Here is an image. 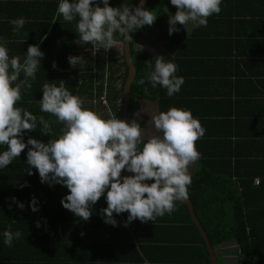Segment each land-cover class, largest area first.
<instances>
[{
    "label": "trees",
    "instance_id": "16d2710c",
    "mask_svg": "<svg viewBox=\"0 0 264 264\" xmlns=\"http://www.w3.org/2000/svg\"><path fill=\"white\" fill-rule=\"evenodd\" d=\"M36 1H34L36 3L24 4L23 0H16L15 3L9 4L8 22L4 23L5 26L11 27L8 30L9 33L16 36L15 44L22 48L19 50L20 55H26L29 45H38L44 53L37 72L46 73V79L32 82L33 85L37 84L36 91L31 88L28 94H23L24 99L20 102V107H25L37 118L43 114L46 115L45 119L51 123L53 131L50 135H44L40 132L42 126L37 123L36 130L25 131L23 141L27 143L28 138L31 137L47 143L50 139L57 138L62 127L52 121L55 120L54 116L48 117L47 113L40 111L38 101L41 97L40 91L37 92L39 82L49 81L59 86L60 81H64L65 87L73 95L88 97L93 101H96L94 97H97L96 102L102 118H110V111L119 110L122 115L123 92L129 72L124 55L120 60L99 57L94 67H72L68 57L75 56V44L79 42V34L74 31L76 21L68 23L62 16H58L53 25L59 0ZM111 1L113 0H109V3ZM113 2V7L117 8L124 3H128L130 7H136L140 0ZM38 7V13L41 14L34 17L31 12L36 11ZM145 8L153 11L157 19L153 25L144 26L130 33L131 52L137 76L131 87L129 111H132L135 99L155 101L160 99V112L172 107L184 110L186 108L182 106L192 107L194 102L188 96H186L187 100L175 102L177 97L175 98L174 95L169 97L166 89L159 85L155 89L151 87L146 79L152 70L146 69V62L150 57L144 50L137 49L136 38L143 30L146 32H151L152 29L159 30L169 40L174 54L181 55L179 58L197 59L202 56L199 51L187 52L186 49L212 43L211 31L218 23L222 11L210 16L206 27L195 26L189 33L188 27L186 29L178 24L177 27L180 30L169 35L168 20L177 11L170 0H151ZM20 17L25 18L27 22L19 33H14V26L10 21ZM76 20H79L78 16ZM24 28L28 30L29 35ZM119 39L123 43V38L119 37ZM219 44H223L220 54L225 53L224 39L219 38ZM53 63L56 65L55 68ZM142 78L145 79V85L138 83ZM118 81H121L120 87L117 86ZM145 87L148 89L147 92ZM103 97L107 99L108 106L103 104ZM28 101L31 103L26 104ZM253 104L255 107L253 116L251 111L246 116L241 108L237 111L239 120L236 122V127L241 128L247 123L248 125L253 123L254 127L261 129L258 132V136L261 137L264 135V101L254 97ZM106 113L108 115H105ZM191 114L194 118L193 113ZM222 114L225 117L227 115L226 112ZM206 134L204 132L203 137L196 142V148L201 154L198 160L200 163L191 173L192 182L188 188V198L194 205L196 216L215 251L224 243L235 242L239 264H264V162L249 161L246 158L252 155L251 152H245L246 143H238L229 148L223 142L207 140L211 136ZM30 147L31 145H28L7 168L0 169V264H53L56 258L60 260L59 252L63 255L70 252L67 246L72 244L76 248L75 251L86 258L79 262H101L103 256H97L94 251L84 254L79 251V246L87 245L86 243L89 242L94 244L93 247L104 245L105 240H99L97 235L109 232L110 229L118 230L123 219L128 222L129 213H113V218L117 221L116 226L105 223V214L102 212V209L107 207L105 193L96 204L92 205L90 209L92 215L88 221L74 215L61 204V200L69 194L67 187L61 184L50 186L47 182L42 183L38 171L35 168L30 169L27 164V151ZM4 150L6 146L0 145V152ZM30 171L31 175L28 174ZM257 179L260 181L259 186L255 185ZM21 185L24 186L21 187ZM13 197L16 202H13ZM33 198L36 199L38 208L35 212L31 210ZM18 203H23L24 208H19ZM37 222L40 224L39 227ZM134 222L142 223L139 219L131 223ZM143 225H160L161 237L157 242L159 253L163 254L167 243L173 245L175 254H179L174 261L176 264H211L204 240L192 221L187 206L182 202H176V210L172 214H165L163 217H158L155 222L148 221ZM5 230L21 232V237L14 239L11 247L3 243ZM166 232L184 234L185 238L170 240L167 239ZM88 256L91 259H87Z\"/></svg>",
    "mask_w": 264,
    "mask_h": 264
},
{
    "label": "clouds",
    "instance_id": "9594fccd",
    "mask_svg": "<svg viewBox=\"0 0 264 264\" xmlns=\"http://www.w3.org/2000/svg\"><path fill=\"white\" fill-rule=\"evenodd\" d=\"M170 3L177 9L168 20L169 35H172L180 30L178 24L186 29L190 22L206 27L208 18L220 13L222 0H170ZM56 14L65 22L76 21L74 31L79 34V44H90L93 55L99 50L106 52L115 48L116 34L123 38V43L131 42L130 33L153 25L157 19L142 2L139 7L124 3L117 8L110 6L109 0L98 3L96 0H59ZM26 22L23 17L11 20L13 32L19 33ZM5 43H0V145L6 146V150L0 152V169L7 168L31 145L27 151L30 169L38 171L42 183L61 184L69 190L61 200L62 206L88 221L92 205L106 193L107 207L102 212L105 223L112 226L117 224L113 213L128 212L129 223L137 219L155 222L158 217L172 214L177 201L188 199L192 182L188 169L200 159L196 142L205 131L190 111L172 107L154 115L152 122L161 135L143 142L142 128L135 120L128 123L115 115L102 118L85 108L81 98L73 95L64 81L59 86L44 83L40 111L54 116L55 123L62 127L57 138L47 143L31 137L25 143L23 134L36 130L37 123L44 135L53 131L43 115L37 118L17 106L22 100V90H31L44 53L38 45H29L21 63L20 57L9 56ZM68 62L72 67L80 65L81 68L87 63L83 56H69ZM146 63L152 69L146 79L153 89L159 85L169 97L179 93L184 78L175 75L178 67L173 61L157 56L154 67L152 61ZM138 83L145 85V79ZM125 169L132 175L122 176ZM12 200L16 202L15 197ZM36 203L33 198V212L38 211ZM18 207L23 209V203H18ZM3 237V243L11 247L21 232L5 230Z\"/></svg>",
    "mask_w": 264,
    "mask_h": 264
},
{
    "label": "crops",
    "instance_id": "0c3cea01",
    "mask_svg": "<svg viewBox=\"0 0 264 264\" xmlns=\"http://www.w3.org/2000/svg\"><path fill=\"white\" fill-rule=\"evenodd\" d=\"M15 1L0 0V43L6 42L5 46L8 49L9 56L20 57L22 63L23 57L26 55H20L19 50H22V48L15 44L16 36L9 33L8 30L11 27L4 25L5 22H8V5L15 3ZM23 1L24 4L37 2L36 0H34L36 2L33 0ZM220 7L222 13L218 18V23L215 24L211 31L212 43L210 42L209 45L194 46L195 49H186L187 52L199 51L202 55L201 57L199 56L197 59L179 58L181 55L179 53L174 54L169 40L156 29L151 30V36H138L136 38V44L140 43L139 41L141 39L142 42L148 43L155 48L154 51L138 47L137 49L144 50L149 54L150 58L147 62L152 61L150 59L153 58L155 61V57L157 56H163L166 61L177 63L178 70L175 75L183 77L184 84L179 93L174 95L175 98L177 97L175 102L187 100L186 96L191 98L194 105L192 107L190 105L182 107L193 113L194 118L199 120L205 130L204 132L207 133L206 135L211 136L207 140L223 142L229 148L236 146L238 143H246L247 147L245 152L252 153L251 156L246 158L249 161L260 160L264 162V135H261V137L258 136V132L261 129L256 126L254 127L253 123L252 125H248L247 123L241 128L236 127V122L239 120L237 119V111L240 108L244 111L245 116L249 114V111H251L253 116L255 109L253 104L254 97L264 101V0H222ZM38 11L39 7L31 13L34 17H37L39 14ZM187 27L189 28V33H191L195 26L190 22ZM24 29L26 30V28ZM26 32L29 35L28 30ZM219 38L224 39L225 43V47H222L225 53L222 54L220 52L223 44H219ZM164 39H166V42ZM118 42L121 41L119 40ZM78 43L80 41L75 44V56L76 50L79 47ZM100 54L103 57L107 56L105 50H99L91 57V61L86 60L87 63L84 67L88 68L93 63H97ZM108 58L107 60H120L122 55L116 58ZM154 61L152 62L154 63ZM41 67L45 66L41 65ZM77 67L81 68L80 65H77ZM45 74L36 72L35 80L46 79ZM44 83L50 82H39L37 92L40 91L39 96L41 99ZM36 86L37 84L33 85L32 83L33 91H36ZM28 91L22 90V100L24 99L23 94H28ZM80 98L85 108L91 109L100 115L102 114L98 110V104L94 103L95 101H90L91 99H88V97ZM96 99L97 97H94V100ZM104 100L108 102L103 97V104ZM159 100L135 99L132 111H130L128 123H131L133 120L139 123L142 128L143 142H146L153 136L161 135L155 129L151 119V117L160 112ZM20 102L17 105L18 107H20ZM86 102L89 104L87 105ZM30 103V101L26 102V104ZM93 107L96 109L94 110ZM223 112L227 113L226 117L222 114ZM142 113L144 117L141 119ZM43 116L47 118L46 115L43 114ZM52 121L55 123V120ZM199 163V161H196L189 166L188 171L190 175L197 169L196 165ZM147 182L152 183L154 181ZM143 224V222L128 223L123 219L119 224L118 230L110 229L109 232L107 231L97 235L99 240H105L104 245L93 247L94 244L89 242L86 243L87 245L83 244V246H79V251L84 254L89 251H94L97 256H103L101 262H79V260L86 258L81 257L80 252H76V248L72 244L67 246V250L70 252L65 255L59 252L60 260L56 258L53 264H176L174 261L179 257V254H175L173 245H168L169 243H167V247H164L163 254L159 253V245L157 242L161 237L160 225L146 226ZM166 236L170 240L185 238L184 234H178L176 232H166ZM230 243L227 242L220 245L217 251H215L217 256L218 253L220 254L217 258L221 257L224 264L230 263L225 259L227 256L224 258L221 256V251L224 247L230 245ZM232 255H235L234 257L237 258L236 262L239 264L237 250ZM181 257L184 259V256L181 255ZM87 259H91V257L88 256Z\"/></svg>",
    "mask_w": 264,
    "mask_h": 264
},
{
    "label": "water",
    "instance_id": "95a60500",
    "mask_svg": "<svg viewBox=\"0 0 264 264\" xmlns=\"http://www.w3.org/2000/svg\"><path fill=\"white\" fill-rule=\"evenodd\" d=\"M149 1H151V0H140V2L137 4L136 7H139L141 5V2L143 3V6L145 7L149 3ZM124 57H125L127 66L129 68V72H128V78H127V81L125 83L124 92H123L122 118L124 121L128 122L129 114H130L129 108H130L131 87H132V85L136 79V76H137V69L134 65L132 52H131V42H128V41L124 42ZM130 175H132V174L127 172V170L125 169L124 170V176H130ZM177 202H179V201H177ZM182 203L187 206V208L189 210V214L191 216V219L194 222V224L196 225V227L198 228V230H199V232H200V234L204 240L205 246H206L207 251H208L210 258H211V264H218V258H217L216 252L211 245L210 239H209L206 231L204 230L202 224L200 223L198 217L196 216L194 205H193L192 201L188 198L186 201H184Z\"/></svg>",
    "mask_w": 264,
    "mask_h": 264
},
{
    "label": "rangeland",
    "instance_id": "374dc122",
    "mask_svg": "<svg viewBox=\"0 0 264 264\" xmlns=\"http://www.w3.org/2000/svg\"><path fill=\"white\" fill-rule=\"evenodd\" d=\"M115 1V0H113ZM113 1H111V3H109L110 6L113 7ZM96 2L98 3L99 0H96ZM100 6L102 7L103 5L100 4ZM140 33V34H139ZM139 37H145L146 35H149L151 36V32H146V30L144 31H141L139 32ZM119 34H117V38H115L117 41H119ZM149 40H150V37H149ZM165 42H166V39H164ZM140 43H137V47L138 48H145V49H148L149 51H154L155 48H153L150 44L148 43H144L142 42V40L140 39L139 41ZM161 42V41H160ZM78 49L76 50V56H83L85 60L89 61L91 59V57L93 56L92 54V46L89 44V45H82V44H79L78 43ZM161 48V47H159ZM123 51H124V43H121V42H118L117 45L115 46V48H112V49H109L106 51V54L108 57H118L119 55L121 56L123 54ZM106 56L107 59H109L108 57ZM103 57L102 54H100V58ZM154 59V58H153ZM153 59H150L152 61H154ZM96 64V63H95ZM95 64L93 63L92 65H90L89 67H92V66H95ZM152 64H154L152 62ZM82 68H86V67H82ZM147 70L149 69L148 65H147ZM122 74V73H121ZM106 78L108 79V76L106 75ZM121 85V81H118L117 83V86L120 87ZM90 101H93V100H90ZM97 101V99H96ZM94 102V103H97V102ZM86 104L88 105L89 103L86 102ZM105 115H108L107 113ZM144 117L143 113L141 115V119ZM237 250V244L231 242L230 245L224 247V249L221 251V256L224 258L225 256H227V258H225L226 260H228V262L230 264H237V258L234 257L235 255H232L233 252H235ZM218 256H220V254L218 253ZM233 256V257H231ZM219 264H224L223 263V259H221V257H219Z\"/></svg>",
    "mask_w": 264,
    "mask_h": 264
},
{
    "label": "built area",
    "instance_id": "2783aa9c",
    "mask_svg": "<svg viewBox=\"0 0 264 264\" xmlns=\"http://www.w3.org/2000/svg\"><path fill=\"white\" fill-rule=\"evenodd\" d=\"M57 18H58V16H57V14H56V17H55L54 23H55V21H56ZM104 104L108 106V104H107V102H106L105 100H104ZM110 115H115L118 119L123 120V119H122V116H121L120 113H119V110L116 111V112H115V111H110ZM255 184H256V185H259V184H260L259 179H257V180L255 181Z\"/></svg>",
    "mask_w": 264,
    "mask_h": 264
}]
</instances>
